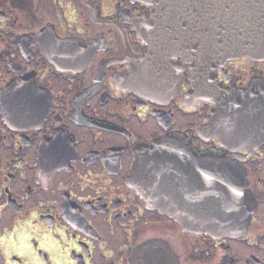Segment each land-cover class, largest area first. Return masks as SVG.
<instances>
[{"label":"flooded vegetation","instance_id":"obj_1","mask_svg":"<svg viewBox=\"0 0 264 264\" xmlns=\"http://www.w3.org/2000/svg\"><path fill=\"white\" fill-rule=\"evenodd\" d=\"M151 8L0 0V264H130L146 241L176 264H264V57H229L197 82L175 41L142 57ZM224 99L234 111L217 109ZM166 135L244 167L254 206L243 230L194 228L185 209L217 187L179 154L167 155L163 197L180 218L129 183L137 148Z\"/></svg>","mask_w":264,"mask_h":264},{"label":"water","instance_id":"obj_2","mask_svg":"<svg viewBox=\"0 0 264 264\" xmlns=\"http://www.w3.org/2000/svg\"><path fill=\"white\" fill-rule=\"evenodd\" d=\"M143 1L152 5L138 28L147 42L142 56L145 59L158 51L162 54L169 43L175 41L170 45L176 54H182L191 62L194 80L204 84L207 78L215 77L217 66L229 57L240 54L264 57V0ZM152 19L154 23L151 24ZM148 66L139 63L137 73L143 76ZM235 106L224 99L217 109L234 111ZM182 141L177 135H166L139 146L129 183L146 202H154L160 210L180 218L179 208L171 209L163 197V187L167 184L166 165L173 163L172 156L168 159L167 155L179 154L175 163L195 162L201 166L202 179L209 180L212 176L217 187L201 189V205L185 209L186 214L193 211L198 217L194 228L225 234L240 232L254 206L252 195L245 187L244 167L231 159L226 150L214 147L196 150ZM193 154L196 158H184ZM173 195L176 198L170 192V197ZM162 256L164 264H176L167 244L146 241L134 250L130 264H160Z\"/></svg>","mask_w":264,"mask_h":264}]
</instances>
